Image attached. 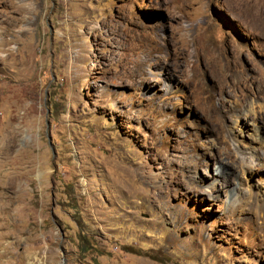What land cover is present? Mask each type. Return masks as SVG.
Listing matches in <instances>:
<instances>
[{
  "label": "rangeland",
  "instance_id": "obj_1",
  "mask_svg": "<svg viewBox=\"0 0 264 264\" xmlns=\"http://www.w3.org/2000/svg\"><path fill=\"white\" fill-rule=\"evenodd\" d=\"M62 263L264 264V0H0V264Z\"/></svg>",
  "mask_w": 264,
  "mask_h": 264
},
{
  "label": "bare ground",
  "instance_id": "obj_2",
  "mask_svg": "<svg viewBox=\"0 0 264 264\" xmlns=\"http://www.w3.org/2000/svg\"><path fill=\"white\" fill-rule=\"evenodd\" d=\"M260 77H262V76L260 75ZM224 173L225 172H224L223 168L221 167V165H217L215 167V170H214V176L212 175L211 178L213 179V181L217 182V177H223V178L225 177ZM229 196L231 197L232 195L229 194Z\"/></svg>",
  "mask_w": 264,
  "mask_h": 264
},
{
  "label": "trees",
  "instance_id": "obj_3",
  "mask_svg": "<svg viewBox=\"0 0 264 264\" xmlns=\"http://www.w3.org/2000/svg\"><path fill=\"white\" fill-rule=\"evenodd\" d=\"M83 246H84V249H86L85 245H83Z\"/></svg>",
  "mask_w": 264,
  "mask_h": 264
},
{
  "label": "water",
  "instance_id": "obj_4",
  "mask_svg": "<svg viewBox=\"0 0 264 264\" xmlns=\"http://www.w3.org/2000/svg\"><path fill=\"white\" fill-rule=\"evenodd\" d=\"M64 261V260H63ZM62 264H64V263H62Z\"/></svg>",
  "mask_w": 264,
  "mask_h": 264
}]
</instances>
